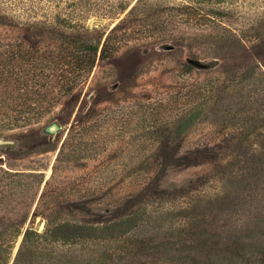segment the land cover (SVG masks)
Here are the masks:
<instances>
[{"label":"rangeland","instance_id":"obj_1","mask_svg":"<svg viewBox=\"0 0 264 264\" xmlns=\"http://www.w3.org/2000/svg\"><path fill=\"white\" fill-rule=\"evenodd\" d=\"M118 24L82 88L0 131V264H264V0H0L30 42ZM94 123L112 147L78 142Z\"/></svg>","mask_w":264,"mask_h":264},{"label":"trees","instance_id":"obj_2","mask_svg":"<svg viewBox=\"0 0 264 264\" xmlns=\"http://www.w3.org/2000/svg\"><path fill=\"white\" fill-rule=\"evenodd\" d=\"M120 26L118 24L113 27L103 43H91L54 32L47 33L44 38L46 42H30L11 27H0V131L29 128L38 124L82 88L95 67L115 58L119 52L123 38L127 37L121 33L125 25ZM183 71L189 74L195 69L185 66ZM168 127L166 123L163 132H169ZM103 128L94 123L83 130L78 129L75 135L78 142L92 139L98 146L112 147L115 142L114 131H109L107 127L103 131ZM140 146L135 145L136 149ZM54 172L55 166L51 177L45 182L41 198L52 195L53 199H57L60 188L54 187L51 192L48 191L55 183H59L58 187L61 185V181L54 177ZM18 174L23 173H16V176L30 177ZM42 182L43 178H40V185ZM61 203H58L56 210L63 209ZM88 209L89 213L94 212V209ZM74 211L78 218L84 219L81 215L85 213L81 208L77 207ZM27 234L26 230L24 238H27Z\"/></svg>","mask_w":264,"mask_h":264},{"label":"water","instance_id":"obj_3","mask_svg":"<svg viewBox=\"0 0 264 264\" xmlns=\"http://www.w3.org/2000/svg\"><path fill=\"white\" fill-rule=\"evenodd\" d=\"M7 143L6 141H3L0 139V145Z\"/></svg>","mask_w":264,"mask_h":264}]
</instances>
